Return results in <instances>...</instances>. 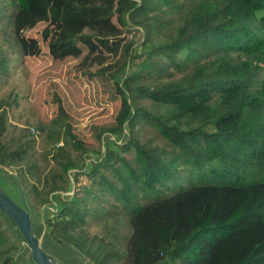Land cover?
Masks as SVG:
<instances>
[{"label": "trees", "instance_id": "1", "mask_svg": "<svg viewBox=\"0 0 264 264\" xmlns=\"http://www.w3.org/2000/svg\"><path fill=\"white\" fill-rule=\"evenodd\" d=\"M13 1L12 34L23 57L27 42L19 32L36 17L71 22L50 43L53 53L66 58L78 57L81 46L92 52L95 42L104 45L101 26L115 16L154 11L137 23L144 33L142 49L151 50L128 71L136 55L127 45L121 65L108 74L120 98L116 125L108 132L121 134L127 126L130 138L133 127L145 122L163 143L149 149L134 141L137 168L120 160L130 169L128 177L117 174L119 189L108 182L110 194L130 214L123 252L108 251L83 234L73 237L75 221L66 219L73 209L60 201V193L68 190V172L84 163L70 151L81 143L60 99L54 101L55 118L35 126L51 146L42 157L52 162L45 172L34 159V133L9 130L3 107L8 103L0 100V167L14 170L32 207L58 202L60 217L45 211L50 237L72 244L94 264H264V0H50L49 7V0ZM162 4L177 13L174 27L161 17ZM85 26L92 35L84 34ZM162 35L164 41L152 42ZM112 155L105 153V164ZM187 173L206 182L137 202L138 192L153 193ZM7 227L0 215V238ZM0 264L19 263L0 249Z\"/></svg>", "mask_w": 264, "mask_h": 264}, {"label": "rangeland", "instance_id": "2", "mask_svg": "<svg viewBox=\"0 0 264 264\" xmlns=\"http://www.w3.org/2000/svg\"><path fill=\"white\" fill-rule=\"evenodd\" d=\"M50 3L49 0L46 7H49ZM15 7L13 0H0V100L8 103L3 106L7 111L8 129L13 128L14 133L21 129L37 131L33 132L37 138L34 159L45 172L52 162L50 156H47L50 160V165H47L42 157L51 146L46 144L35 126L49 124L55 118L57 104L54 101L56 97L60 99L67 115L66 123L70 124L72 135L81 143L77 150L71 148L70 151L82 158L84 163L82 169H72L68 172V190L60 193V201L73 209V214L66 216V219L75 221L72 227L75 231L73 237L83 234L82 236L93 241H102L108 251L113 248L121 253L131 232L128 224L130 214L122 210L121 200L110 194L111 191L107 189L108 182L119 189L123 186L118 178L119 172L124 178L128 177L130 169L124 167L120 160L127 162L132 169L137 168L134 162V141L149 149L160 147L163 143L145 122L137 123L133 127L134 133L130 138L126 135L127 126L121 134L113 136L108 132L110 127L116 125L115 116L120 109V98L108 74L121 65L120 53H123L127 45L131 44L132 53L136 55L131 60L128 71L134 70L151 50L150 47L142 49L144 33L137 23L146 21L154 11L146 8L144 13L115 16L112 23L101 26L102 33L98 38L105 41L104 45L95 42L91 47L92 52L81 46L78 57L66 58L53 53L50 43L56 36L55 31L60 30L64 22L68 25H71V22L61 18L60 25L59 19L54 20V16L49 14V19L45 21L36 17L19 32V37L27 42L26 55L23 57L12 34L10 18ZM163 11H168V15ZM159 12L164 21L171 20L172 26L176 25L177 13L170 11L169 6L162 4ZM83 32L92 35L88 26L84 27ZM164 40L162 35L160 38H153L152 42ZM169 70L174 71L171 68ZM140 103L148 106L145 101ZM127 142L128 148L123 149L122 146ZM61 144L60 141L56 146ZM107 151L113 154L109 164L104 163ZM0 170L15 175L12 168L0 167ZM202 182L206 181L195 173H187L181 181H170L163 186H156L153 193L141 195L138 192L140 196L137 202L143 204L141 202L145 203L156 197H168ZM21 188L38 221L42 222L43 211L44 216L45 211H48L50 218L60 217L59 210L55 209L59 205L57 201L53 200L52 205H42L40 208L32 207L22 185ZM71 198L74 200L71 201ZM10 245H13L12 249H9ZM47 246L52 249L48 248L50 251L58 249L52 253L47 250L59 264H94L65 240L58 242L53 239L47 241ZM0 249L7 251L8 256L12 255L19 264H30L26 246L19 243L9 225L0 238Z\"/></svg>", "mask_w": 264, "mask_h": 264}, {"label": "water", "instance_id": "3", "mask_svg": "<svg viewBox=\"0 0 264 264\" xmlns=\"http://www.w3.org/2000/svg\"><path fill=\"white\" fill-rule=\"evenodd\" d=\"M0 215L12 228L19 243L26 246L30 264H59L51 254L58 249L50 251L48 249L50 246H47V241L53 239L44 225V211L40 222L41 220L38 221L33 214L21 184L14 176L2 170H0Z\"/></svg>", "mask_w": 264, "mask_h": 264}, {"label": "built area", "instance_id": "4", "mask_svg": "<svg viewBox=\"0 0 264 264\" xmlns=\"http://www.w3.org/2000/svg\"><path fill=\"white\" fill-rule=\"evenodd\" d=\"M32 133L34 132V130L32 129V131H31Z\"/></svg>", "mask_w": 264, "mask_h": 264}]
</instances>
